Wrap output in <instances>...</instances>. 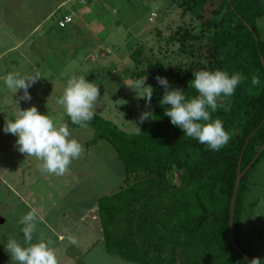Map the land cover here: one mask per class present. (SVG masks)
<instances>
[{"label": "trees", "instance_id": "trees-1", "mask_svg": "<svg viewBox=\"0 0 264 264\" xmlns=\"http://www.w3.org/2000/svg\"><path fill=\"white\" fill-rule=\"evenodd\" d=\"M176 2L197 21L196 29L179 26L169 36L179 42L178 53L185 60L171 66L144 57L140 48L131 54L133 68L141 69L128 77H146V84L157 85L151 99L153 119L136 132L96 113L86 124L93 129L90 142L109 143L123 170L119 189L97 198L104 247L138 264H249L230 243L228 225L238 162L242 171L264 143V38L258 27L264 0ZM201 69L247 77L233 96L219 98L230 110L211 113L230 134L219 151L185 135L164 114L169 106L160 104L164 87L157 76L173 79L191 97L197 95L190 84L193 72ZM253 74L261 81L255 88ZM66 120L71 127L80 126L68 116ZM262 156L264 147L241 177L233 217L234 241L251 260L256 256L240 242L238 225L249 188L247 175Z\"/></svg>", "mask_w": 264, "mask_h": 264}, {"label": "rangeland", "instance_id": "rangeland-1", "mask_svg": "<svg viewBox=\"0 0 264 264\" xmlns=\"http://www.w3.org/2000/svg\"><path fill=\"white\" fill-rule=\"evenodd\" d=\"M176 1L69 0L44 20L43 29L46 30L43 37L46 43L44 50L42 53L37 52L36 56L32 54L33 57L28 55L29 61H40L38 64L44 69L43 88L40 85L37 88L34 87L42 92L37 91L40 93L39 96H31V100H25L24 106L35 105L42 114H48L55 120H63L71 132L70 138L77 139L82 145L83 151L79 158L73 159L69 165L75 164L76 172L86 177L84 185H79V188L75 189L76 196L80 193L81 198L84 196L85 199L91 200L93 196L109 194L119 189L123 184V178L120 176L119 163L112 160L115 156L112 146L104 140L96 144L90 142L93 129L89 125L69 126L66 120L67 114L63 106L57 103V99L62 96L66 83L71 77L83 75L100 90V96L94 104V113L111 120L127 132L139 131L144 122L141 123L139 117L145 111L151 112V104L146 105L145 99L138 98L136 92L128 87L134 82L128 77L130 72L135 70L131 54L140 48L144 57L148 56L152 60L159 59L171 66L178 60H185L184 54L178 53L179 42L172 41L169 36L174 35L179 26L196 29L197 21L189 13H183ZM66 13L72 15L73 21L61 28L57 21ZM258 23L261 36L264 38V18L261 17ZM13 66H10L11 72L15 73ZM24 66L25 64L22 68ZM31 66L30 63L27 68H23L21 75L36 74L35 71L32 72ZM140 69L141 67L135 71ZM166 79L171 88L180 89V85L173 79L169 77ZM147 85L153 88L154 93L157 85L152 82ZM1 87H4L5 91H10L5 84L0 86V89H3ZM22 96L23 92L18 96L6 94L5 98L0 100L1 112H9L13 119V113L19 108L20 101H24L21 99ZM40 97L44 101L43 106L37 104L40 102ZM4 112L0 120L7 118ZM2 131L1 129V134ZM15 146H17L16 140L11 148ZM7 148L10 149V146ZM7 148L1 150L2 155L4 154L12 161L15 160ZM19 157L21 158L19 163L8 168L7 171V174L14 175L19 187H22L21 183L29 180L37 181L39 180L37 178L47 174L41 171L42 161L35 156H25L18 150ZM3 160L4 158L0 159V161ZM0 165L3 163L0 162ZM29 173L30 176H28ZM24 174L28 175L24 177ZM49 176L52 177L50 179L52 185L56 186L58 180L53 178L60 179L62 175L49 174ZM40 181L37 184H41V187L47 182L44 179L41 183ZM247 184L249 188L245 193L238 236L242 245L250 249L256 257L260 258L261 264H264V156L251 168L247 175ZM67 188L69 186H66L62 192ZM70 196L72 197V194L68 195ZM18 213L21 212L16 208L8 216L6 224L0 223V238L7 233L17 231ZM58 213L59 211L54 209L48 210L50 218ZM51 221L48 219V222ZM5 241H0V264H13L5 251ZM95 251V248H90V251L83 254L79 264H87V260L90 264H138L109 252L106 259H97Z\"/></svg>", "mask_w": 264, "mask_h": 264}, {"label": "clouds", "instance_id": "clouds-1", "mask_svg": "<svg viewBox=\"0 0 264 264\" xmlns=\"http://www.w3.org/2000/svg\"><path fill=\"white\" fill-rule=\"evenodd\" d=\"M73 21V20H72ZM41 76L21 75L19 72L8 73L3 79L5 86L14 94L23 90V100H31L28 92ZM191 87L197 95L188 97L185 91L171 88L165 77L157 76V82L164 87L161 105H168L164 114L170 118L174 126H178L188 137L197 139L212 151H219L230 140V134L224 129L221 119H213L211 113L218 108L230 110L231 105L219 100L221 96L231 97L235 89L247 79L241 72L229 74L222 69H201L193 72ZM261 83L258 74L251 77L253 88ZM143 98L150 106L153 88L146 84V77L135 80L128 86ZM100 96V90L85 76H73L67 83L57 103L63 106L66 114L74 124L86 126L94 117V104ZM211 110V111H209ZM13 119L5 120L3 131L17 137L18 150L25 156H35L42 161L41 171L57 176L63 175L73 159L79 158L83 151L82 145L75 138L63 120H55L48 114H42L35 105L13 113ZM150 111L139 117L140 122L152 118ZM153 119V118H152ZM31 208V206H29ZM39 214L31 208L20 218L18 224L23 234V245L14 237H8L5 251L13 264H58L51 239L42 235L33 242V234L37 230ZM71 244H76L75 236L69 235ZM249 264H261L259 257H253Z\"/></svg>", "mask_w": 264, "mask_h": 264}, {"label": "crops", "instance_id": "crops-1", "mask_svg": "<svg viewBox=\"0 0 264 264\" xmlns=\"http://www.w3.org/2000/svg\"><path fill=\"white\" fill-rule=\"evenodd\" d=\"M68 1L0 0V86L4 85L3 78L11 72L10 66L14 65L15 72L20 73L23 68H27L31 63L32 72L35 71L41 77L40 81L35 82L32 85L33 87L28 89V92L30 96L40 95L39 92H42V90L39 91L38 89H34V87L37 88L40 85L43 88L44 69L38 64L40 61H29L28 55L33 57L32 54L36 56L37 52L42 53L44 45H46L45 38H43L46 33V30L44 31L43 29V22L51 16L54 10H57ZM23 64L25 66L22 68ZM1 88L3 89H0V100H3L8 93L14 94L11 91H5L4 87ZM22 92L17 91L15 95L18 96ZM43 102V99L40 97V102L37 104H42L43 106ZM20 103L19 107L21 109L31 106H24L26 105L25 100L20 101ZM3 112L0 110V116L3 115ZM4 114L7 118L0 120V130L4 129L5 120H9L12 117L9 112H4ZM15 140H17V137L11 133H5L4 131H2V134L0 133V159L4 158L3 161H0L3 163V165H0V223L6 224L8 216L16 208L21 212L17 214L19 220L31 208H35L40 220L37 223V230L33 234V242H36L41 235L46 240L48 238L51 239L54 242L52 247H54L58 264H79L82 261L83 254L90 251V248L96 249L95 258L106 259L109 253L105 250L101 236V225L97 212L98 197L93 196L90 200L85 199L84 196L81 198L79 196L80 193L76 196L77 191L75 189L79 188V185H84L86 177L77 173L75 164H72L73 166H69L66 173L60 179L53 178V180H58L56 186L52 185V180L50 181L52 177L49 174H44L43 177L37 178L39 179L37 180L38 182H31L33 180H29L26 183H21L22 187H19L16 184L14 175L7 174L8 168L16 166L21 159L20 157L18 158V146L11 148ZM8 144L10 149L7 148L9 147L7 146ZM5 148L9 150V153L15 160L12 161L4 154L2 155L1 150H5ZM112 160L116 161L114 157ZM119 169L120 176L123 178L121 165H119ZM26 175L28 174H24V177ZM28 176H30V173ZM43 179L48 183L46 182L47 185L45 183L42 188L41 184L38 185L37 183L40 180L43 181ZM36 185L38 187L35 189ZM66 186H69V188L65 190L66 192H62ZM69 194H72V197H68ZM50 209L57 210L59 213L53 214V217L50 218L48 215V210ZM48 219L52 221L48 222ZM8 225L10 227L9 223ZM20 227L19 225L16 232L7 233L1 237L0 241H7L8 237H14L23 245V234L20 232ZM69 235H77L75 237L76 244L69 242L67 238ZM86 263L90 264V261L87 260Z\"/></svg>", "mask_w": 264, "mask_h": 264}, {"label": "water", "instance_id": "water-1", "mask_svg": "<svg viewBox=\"0 0 264 264\" xmlns=\"http://www.w3.org/2000/svg\"><path fill=\"white\" fill-rule=\"evenodd\" d=\"M262 62H263V60H262ZM247 141L248 140L245 141L244 146L246 145ZM244 146H243V148H244ZM263 147H264V143L260 146V148L254 154L253 158L250 160V162L247 164V166L242 171L240 170V160H239L238 166H237V174H236L235 183H234V187H233V192H232V195H231L230 208H229L228 230H229L230 243L232 244V246H234L236 248V250L242 255V257L248 263L251 261V259L239 247H237V245H236V243L234 241V236H233V217H234L235 200H236L237 191H238V187H239V183H240L241 177L247 171V169L251 166V164L256 160V158L258 157L259 153L262 151ZM241 153H240V155H241Z\"/></svg>", "mask_w": 264, "mask_h": 264}, {"label": "built area", "instance_id": "built-area-1", "mask_svg": "<svg viewBox=\"0 0 264 264\" xmlns=\"http://www.w3.org/2000/svg\"><path fill=\"white\" fill-rule=\"evenodd\" d=\"M73 20V17L71 14H64L63 16H61L58 21H57V24L58 26L60 27H64L66 26L68 23H70L71 21Z\"/></svg>", "mask_w": 264, "mask_h": 264}]
</instances>
